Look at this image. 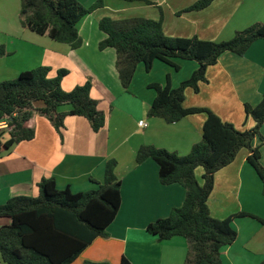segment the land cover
I'll list each match as a JSON object with an SVG mask.
<instances>
[{
  "label": "crops",
  "instance_id": "1",
  "mask_svg": "<svg viewBox=\"0 0 264 264\" xmlns=\"http://www.w3.org/2000/svg\"><path fill=\"white\" fill-rule=\"evenodd\" d=\"M150 1L156 5L117 1L118 6L113 7L110 17L116 20L136 17L160 20L162 17L168 36H196L217 42L230 40L253 24L264 23V0H215L202 11L180 15L179 12L198 0ZM82 5L92 4L89 0ZM20 8V0H0V45L8 52L0 58V83L13 80L34 66L50 67V77L66 69L69 73L62 80L63 90L69 92L91 80V97L99 101L107 121L95 133L86 118L68 116L64 128L58 132L48 118L35 112L27 123V127L35 130L34 139L15 145L0 159V205L14 196L37 197L38 184L50 177H55L61 190L70 187L73 193H78L96 189L105 180L107 161L115 159L116 174L122 182L121 207L107 230L108 236L97 238L73 264L86 261L121 264L123 257L131 264H185L188 244L184 237L159 241L147 228L181 207L186 189L181 184L163 185L159 165L152 159L138 164L136 154L142 145H151L185 156L202 141L205 113L189 115L174 124L148 116L156 97V92L148 86L165 85L170 76L176 88L192 76L198 63L175 59L180 66L176 70L157 60L149 72L140 64L126 91L116 69V50L99 48L107 37L99 29L100 19L107 15L100 11L103 7L80 24L83 45L76 50L35 32L32 35L22 25L16 32L8 33L5 28L8 24L4 22L17 23L18 20L12 22L9 13L12 9L19 18ZM28 50L38 53L37 56L29 57ZM206 76L208 82L200 84L198 93L186 89L184 107L207 108L238 130H249L253 122L247 119L244 106H257L263 98L264 42H255L244 57L224 53L216 65L208 68ZM60 110L67 112L70 106ZM140 121L147 123V127H141ZM261 133L264 136V125ZM253 147L260 150L264 165V143L259 137L255 138ZM248 156L246 149L241 150L232 164L215 174L208 201L214 218L223 220L244 212L264 219V185L248 163ZM202 175L203 169H197L201 184ZM10 222L9 218H0V226ZM233 226L238 233L237 240L223 249V263L261 264L264 224L251 217H240L234 219ZM0 264H6L1 256Z\"/></svg>",
  "mask_w": 264,
  "mask_h": 264
},
{
  "label": "trees",
  "instance_id": "2",
  "mask_svg": "<svg viewBox=\"0 0 264 264\" xmlns=\"http://www.w3.org/2000/svg\"><path fill=\"white\" fill-rule=\"evenodd\" d=\"M126 3L140 2L156 5L150 0H121ZM215 0H198L180 14L199 12ZM20 21L38 35L67 44L76 50L82 47L79 33L82 21L103 7L97 0L85 7L78 0H20ZM161 9V8H160ZM99 29L107 37L99 44L100 50L113 48L117 52L116 69L122 86L129 91L137 67L145 66L151 71L155 61L164 62L176 70L180 66L175 59L195 61L197 70L178 87H173L170 76L167 83H152L148 87L156 92L149 117L161 118L174 124L193 114L205 113L203 139L191 151L181 156L166 149L142 145L136 162L147 159L159 165V178L163 185L181 184L186 198L166 218L148 225L147 231L159 241L175 236L184 237L188 244L185 264H224L223 249L232 245L238 233L233 226L235 218L251 217L264 224V219L249 213H237L226 219L211 215L208 205L215 184V174L232 164L239 152H249L248 163L253 167L264 185V165L261 152L253 147L255 138L264 143L261 128L264 125V94L257 106L245 104L247 119L253 126L238 130L224 122L207 108H185V91H200V84L207 83V70L216 65L226 52L244 57L257 41L264 42V23H256L239 31L227 41L202 40L168 36L163 19L129 18L116 20L103 17ZM0 45V58L7 56ZM51 68L39 66L22 72L17 78L0 83V122L7 120L8 129L0 130V159L15 145L31 141L35 130L27 127L35 112L49 119L60 132L68 116L84 117L95 133L106 125V114L99 108V101L91 97L93 84L87 80L69 92L62 88V80L69 73L66 69L50 77ZM39 104L41 106H39ZM70 106L67 112L61 107ZM117 161L106 163L105 180L93 190L73 193L70 187L61 190L55 177L45 178L39 184V195L14 196L0 205V218H9L10 224L0 226V256L6 264H73L97 238L107 237V230L114 222L121 207L122 182L116 174ZM202 168V184L196 170ZM83 264H110L86 261ZM121 264H131L123 257ZM264 264V260L261 262Z\"/></svg>",
  "mask_w": 264,
  "mask_h": 264
},
{
  "label": "rangeland",
  "instance_id": "3",
  "mask_svg": "<svg viewBox=\"0 0 264 264\" xmlns=\"http://www.w3.org/2000/svg\"><path fill=\"white\" fill-rule=\"evenodd\" d=\"M78 1L79 2H82V4H84L85 1L89 2V0H78ZM96 1L97 0H90V4H94ZM102 1H103V8L100 9V11H104L107 14L105 16L110 17L113 14L112 13L113 10H115L113 7H117L118 6L117 5V1H120V0H102ZM13 7H15V6L13 5ZM13 7H12V9H13ZM12 9H11V11L9 13V18H13L12 19V22L13 21H16V20H18V22L17 23L15 22L14 24L12 23V25H10L9 20L6 21V22H4V23H7L8 24L5 27L8 33L11 32V31L16 32V30L21 29L20 26H19V25H21L20 17L17 18L16 17V13L13 12L14 9L13 10ZM30 33L32 34L33 32H30ZM32 35H34V34H32ZM27 53H28L29 57H32V58H35V56H37L36 54H38V53H36V52H34L32 50H28ZM36 67L34 66L33 68H36ZM200 169L202 170V168H200Z\"/></svg>",
  "mask_w": 264,
  "mask_h": 264
},
{
  "label": "built area",
  "instance_id": "4",
  "mask_svg": "<svg viewBox=\"0 0 264 264\" xmlns=\"http://www.w3.org/2000/svg\"><path fill=\"white\" fill-rule=\"evenodd\" d=\"M139 125L141 127H147V123H145L144 121H140L139 122ZM8 128H9V123H8L7 120H3V121L0 122V130H2V129H8Z\"/></svg>",
  "mask_w": 264,
  "mask_h": 264
}]
</instances>
